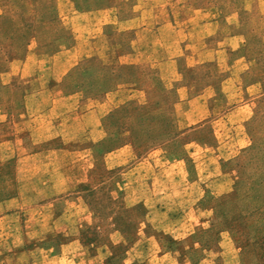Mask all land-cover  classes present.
I'll return each mask as SVG.
<instances>
[{
    "label": "rangeland",
    "instance_id": "374dc122",
    "mask_svg": "<svg viewBox=\"0 0 264 264\" xmlns=\"http://www.w3.org/2000/svg\"><path fill=\"white\" fill-rule=\"evenodd\" d=\"M144 1L0 0V264H264V0Z\"/></svg>",
    "mask_w": 264,
    "mask_h": 264
},
{
    "label": "crops",
    "instance_id": "0c3cea01",
    "mask_svg": "<svg viewBox=\"0 0 264 264\" xmlns=\"http://www.w3.org/2000/svg\"><path fill=\"white\" fill-rule=\"evenodd\" d=\"M142 4L138 5L137 10L138 12L135 13L133 16H131L130 18L126 19V20H118L116 19L115 23H119L120 26L124 25L126 26V28H134L140 25V21L142 19H147V17L151 18L152 17V12L149 3L147 1L144 0H140ZM106 23V21H105ZM144 23V22H142ZM141 23V24H142ZM158 24V30L160 31V39L163 41H169L171 43L172 46L175 45V41H176V36L177 35H181V42L185 41V39L187 38V32L184 29H181V31L179 30V28L177 29L175 25H173L171 22H169L168 20H164L161 21ZM244 38L247 39V37H242L240 35L237 34H229V39H230V43L232 42H236V40H240L241 42L244 41ZM247 41V40H246ZM247 48H241L239 44H236L233 48L231 52H227L226 49L224 48H217L212 50L211 52V56L212 59L215 57L218 60H221L223 62H225V65L227 66V68H232L235 65L245 61L247 59V53H248ZM181 53H182V45H181ZM220 66V65H219ZM230 79V78H229ZM226 81V80H225ZM185 86L181 87V90H185ZM214 86H209V88L197 95H194L190 98H185L182 99L181 102H179V105H187V104H201V105H205V103H207V100L211 98V96L214 95Z\"/></svg>",
    "mask_w": 264,
    "mask_h": 264
},
{
    "label": "trees",
    "instance_id": "16d2710c",
    "mask_svg": "<svg viewBox=\"0 0 264 264\" xmlns=\"http://www.w3.org/2000/svg\"><path fill=\"white\" fill-rule=\"evenodd\" d=\"M113 1V0H111ZM261 82V81H260ZM259 103H262L264 104V95H263V98L259 101ZM256 131H251V139H253L252 143H256L257 141H259L261 138L260 137H257L256 136ZM136 209L137 210H140L141 211V214L144 216L145 215V209L142 205L138 204L136 206ZM240 219V220H243L244 219V216L242 215H235L233 216V219ZM142 221V220H141ZM139 223V222H138ZM138 230H136V233L137 234ZM82 237H83V240H84V243L85 245H89V244H92L93 242H97L99 240V234L97 233V231L94 230V228H91V227H88L82 234ZM171 239V238H169ZM172 240V239H171ZM113 250L115 249V252H112L109 256L106 257L107 260H111L115 255H117L118 253L116 251H121L122 249V252H123V249H125L123 243L121 244H118V245H110Z\"/></svg>",
    "mask_w": 264,
    "mask_h": 264
}]
</instances>
